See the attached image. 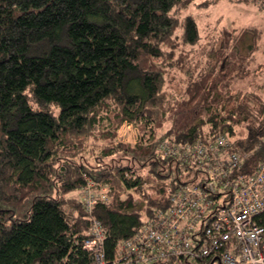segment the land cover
<instances>
[{"label": "trees", "instance_id": "1", "mask_svg": "<svg viewBox=\"0 0 264 264\" xmlns=\"http://www.w3.org/2000/svg\"><path fill=\"white\" fill-rule=\"evenodd\" d=\"M195 1L0 0V264H91L92 219L113 259L191 181L159 151L164 140L243 131L233 143L253 172L264 98L235 85L252 77L259 32L223 29L199 67L196 20L178 17ZM125 122L138 130L133 146L116 142ZM87 180L108 196L91 214L73 197ZM130 191L142 196L123 199Z\"/></svg>", "mask_w": 264, "mask_h": 264}, {"label": "built area", "instance_id": "2", "mask_svg": "<svg viewBox=\"0 0 264 264\" xmlns=\"http://www.w3.org/2000/svg\"><path fill=\"white\" fill-rule=\"evenodd\" d=\"M264 143V135L261 138ZM159 151L186 169L190 182L168 195L169 206L143 220L139 230L116 247L113 259L103 253L104 233L92 219L83 247L91 264H264V156L246 173L250 154L235 148L227 134L210 141L177 145L160 142ZM101 191V190H100ZM86 185L81 204L91 214L107 193Z\"/></svg>", "mask_w": 264, "mask_h": 264}, {"label": "rangeland", "instance_id": "3", "mask_svg": "<svg viewBox=\"0 0 264 264\" xmlns=\"http://www.w3.org/2000/svg\"><path fill=\"white\" fill-rule=\"evenodd\" d=\"M208 0H196L186 10H180L178 17L182 19L186 15H191L196 20L200 34V45L195 46L194 50L199 53L195 57L199 67L203 66L206 61L204 52L211 48L213 39L217 37L223 29H242V28H256L260 35V44L252 56L254 59L253 66L251 65L252 77L238 82L235 89L239 88L249 93L260 94L264 98V0H250L247 3L238 2L237 0H219L216 3L205 5ZM205 6V7H201ZM255 69V70H254ZM244 135L243 131H239L238 135L231 138L232 141ZM138 138V130L135 125L130 123H121L116 131V142L123 143L130 146L135 144ZM167 141V140H166ZM93 184V190L98 193L102 191L107 193L105 187L97 189L95 184L87 180L86 185ZM80 192L73 193V197H79ZM140 199L141 194L136 195L134 192H126L122 198ZM81 201V200H80Z\"/></svg>", "mask_w": 264, "mask_h": 264}]
</instances>
